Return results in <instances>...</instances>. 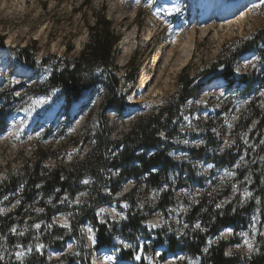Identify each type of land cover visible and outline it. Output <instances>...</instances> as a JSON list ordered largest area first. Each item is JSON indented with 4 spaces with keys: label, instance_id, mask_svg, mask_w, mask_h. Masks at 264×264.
Masks as SVG:
<instances>
[{
    "label": "rangeland",
    "instance_id": "374dc122",
    "mask_svg": "<svg viewBox=\"0 0 264 264\" xmlns=\"http://www.w3.org/2000/svg\"><path fill=\"white\" fill-rule=\"evenodd\" d=\"M163 1L155 0L153 7L148 0L140 2L137 15L131 19L129 13L133 4L129 0H0V41L2 38L4 40V45L0 43V93L5 90L8 95H12L6 101L0 99V124L6 122L5 130L0 133V184L10 181L9 186L12 185L24 167H31L45 154L52 155L43 159V165L47 168L71 166L91 151L94 139L87 143L84 139L95 138L99 134L103 118H107V126L112 130L111 140L116 141L128 134L138 122L156 117L160 108L168 105L174 108L187 81L219 64L230 62L232 65L233 84L228 88L233 94L232 99L222 100L226 91L225 88H220L209 96L206 104L201 102V93L213 83L210 82L199 88L195 97L181 106V120L174 121V124H178L179 135L171 139L160 135L161 146L168 149L167 156L173 165L168 174L169 184L164 183L162 190L175 193L176 205L167 208L166 217L157 208L161 195L159 190L147 191L144 183L136 188V182L128 178L113 196L109 192L110 186L105 185L103 194L107 201L94 214L100 224H108L109 229H116L117 232L113 236L110 257L100 260L97 258L98 254H95L89 264H140L142 259L146 264H199V258H187L184 252L168 253L164 259H155L161 250L166 249L165 244L155 247L153 253L147 255L145 247L158 240L156 232L161 230L176 233V238L179 239L187 229L188 222L185 218L188 210L198 204L203 194L211 196L213 200L222 198L215 204L220 208L224 204L225 196L222 193L225 189L229 192L225 202L236 198L240 207L246 206L254 193L249 188L252 181L250 171L245 174L244 179L239 181L236 178L240 174L237 170L255 163L258 160L256 152L261 148L264 151V131L257 129L258 122L252 118L257 108L264 112V44L260 43L257 48L247 52L239 51L264 29V5L252 9L243 29L235 28L229 32L222 27V18L216 17H221L223 11L231 15L225 17L226 21L229 17H238L240 10L260 4V0H228L231 5L224 1L220 8L219 3L208 0L201 5L206 4L209 10L204 15V22L189 10L180 13L181 16L174 12L167 13L166 19H158L155 11L159 8L154 5H161ZM213 4H217V7L211 8ZM215 9L220 12L216 14ZM100 14L107 17L114 33L120 36L119 52L114 60L115 70L109 72L119 80V95L125 96L127 104L125 110L121 114L112 109L105 112L102 110L108 82L98 84L84 96L81 104H74L69 113L65 110L63 96L58 90L51 97H32L27 86L36 81L45 82L54 66L63 69L80 56L90 40V28L95 26L96 16ZM185 21L187 24L182 26ZM209 25H215V28L204 35L202 28ZM193 29L196 30L195 49L191 60L181 69L178 67L180 51ZM175 30L185 32L173 33ZM130 39L131 43L128 45L125 41ZM24 48L36 49L35 69L17 60L16 52ZM247 55H254L256 62L242 71V59ZM163 64H166L167 69L161 72ZM144 66H148L145 71ZM259 72L261 73L258 74ZM96 74L100 75V70ZM145 77L150 80L147 91L141 92L136 102L131 103L130 97ZM241 78L244 80L240 86L238 81ZM213 81L219 82L221 86L227 82L223 77ZM4 104L6 108L2 109ZM219 107L223 110L219 111ZM207 109L211 110L208 117L204 114ZM54 110L57 112L52 113ZM14 114H26L27 118L23 122L12 124ZM249 119L253 120L252 123L241 128V124ZM10 130L13 132L11 138L7 137ZM206 144L209 150L204 159L191 157L193 149L203 148ZM231 149L239 150L240 154L236 162L229 166L224 153ZM154 152H147V157ZM39 153L43 155L37 157ZM216 163H221V166L215 168ZM181 166L184 167L183 171ZM188 170L193 172L191 179L186 176ZM117 176L115 171L109 170L106 173L107 179ZM188 179L187 184L181 185L183 180ZM89 184V178L83 179L81 183L86 187ZM21 194L22 185L9 191L1 201V213L7 215L13 212L22 200ZM88 194L89 190L86 189L71 201L70 193H66L59 205L61 204V209L68 205L69 208H80L86 202ZM39 197L41 194L38 199ZM132 206H136L138 215L131 211ZM24 208L29 215L22 221L17 233L13 228V235L29 234L36 242L32 249L35 248L36 253L41 255L45 249L39 240L43 236L41 230L46 232L48 227L45 219L47 213L37 205V200L27 201ZM258 210V207L255 208L250 218H246L248 222L251 219L252 234L241 235L239 243L227 248L228 255L235 252L247 257L256 251L255 236L260 229ZM128 214L131 217L140 214L145 217L142 227L150 235L149 238L141 235L133 240L128 235H123L120 224L128 221ZM71 216L70 211H59L51 221L59 228L69 230L72 226ZM76 225L83 237V245L89 250L98 241L97 230L88 221L80 227V220H76ZM196 225L194 229L198 230ZM233 237L231 228L219 234V239L224 241ZM216 238L212 236L207 239L206 251ZM246 240L251 244V250L245 243ZM128 250L136 251L134 258L122 260L121 252ZM30 251V248L26 250L19 245L13 254L17 261H23ZM46 251L47 260L54 264H63L60 258L64 255H79L77 240L74 238L67 240L62 249L50 246ZM138 255L140 259H136ZM0 259L8 261L4 252H0ZM71 264L80 262L73 261Z\"/></svg>",
    "mask_w": 264,
    "mask_h": 264
},
{
    "label": "trees",
    "instance_id": "16d2710c",
    "mask_svg": "<svg viewBox=\"0 0 264 264\" xmlns=\"http://www.w3.org/2000/svg\"><path fill=\"white\" fill-rule=\"evenodd\" d=\"M120 36L114 33L111 22L104 14L96 16L95 26L90 28V40L81 52L80 56L59 69L54 66L48 80L45 82L36 81L26 89L32 97L47 96L51 97L55 91H60L65 102V110L69 113L74 104H78L84 99V96L94 90L101 83L108 82V91L102 104V110H116L117 114H121L127 104L125 96L119 95V80L111 72L114 69L115 55L119 52ZM4 45L3 38L0 41ZM264 44V29L255 36V39L240 49L239 53L247 52L252 48ZM72 50V46L69 48ZM35 48H24L16 52V58L21 64L32 69L37 67L34 56ZM226 73L222 76L227 80L228 85H232L231 63ZM100 70L101 74L97 75L96 71ZM104 82H101L103 81ZM244 80V79H243ZM192 80L186 82V86L178 98L176 106L168 105L158 110L156 117H150L146 120L138 122L131 131L122 138L112 141V130L107 126V118H103L99 134L95 138H85L87 143L94 139L91 151L87 153L82 160L75 161L71 166L60 165L53 169L43 165V159L51 157V154H45L42 159H38L31 167H24L18 173L16 180L9 186L10 181L0 184V252H4L8 261L0 259V264H54L47 260L46 248L52 246L55 249H62L67 240L74 238L77 240L78 256L67 257L62 256L63 264H71L73 261H79L80 264H89L95 254L104 253L113 247V236L117 232L116 229H109L108 224H100L94 212L103 206L107 198L104 197L103 191L105 185H109V192L113 196L120 190L121 184L128 178H132L137 186L143 183L145 190H159L161 195L158 200V210L166 217L167 208L175 206V193L171 190H162V185L169 184L168 174L173 168L171 160L168 158V149L161 146L160 135L167 136L169 139L179 135L178 124H174L175 120H181V106L188 99L195 97L197 90L191 89ZM210 84V83H209ZM106 85V84H105ZM12 98L6 91L0 93V99L6 101ZM6 103V102H5ZM5 104L2 109H5ZM257 120V129L264 131V112L256 109L253 117ZM253 120H248L241 124V128L248 127ZM0 133L5 130L6 122H1ZM258 139L256 140V142ZM75 143V142H74ZM193 149L191 157L204 159L209 148ZM154 150L155 152L147 157V152ZM42 153V152H41ZM238 153V154H237ZM257 153V161L250 163L243 169L237 170L240 173L236 179L239 181L244 179L245 174L250 171L252 181L250 190L253 191L252 197L246 206H239L236 198L228 200V189H225L222 196H225L224 204L220 208L215 206L217 201L222 198L213 200L211 196L203 194L196 206H191L188 210L185 221L188 222L187 229L183 235L177 239L176 233H169L168 230L156 232L158 240L150 242V246L145 247V255L153 253L155 247H162L165 244V251L162 252L161 259L168 254H177L184 252L187 258H199V264H264V151L261 148ZM239 150L231 149L224 153V157L228 158L229 166L236 162ZM43 154H38L40 157ZM261 160V161H260ZM221 166L216 163L215 168ZM184 170V167H180ZM155 169V171H154ZM243 169V170H242ZM115 171L117 178H106L107 171ZM186 176L190 179L193 177L192 171H187ZM89 178L90 184L82 186L83 179ZM182 181L181 185H185L188 181ZM115 182V184H113ZM8 185V186H7ZM22 185V200L19 201L13 212L4 215L1 213V201L7 196L9 191L16 190ZM4 188V189H3ZM86 189L89 190L88 198L80 208H69L65 206L61 209V198L66 193H70V200H74L75 196ZM137 190V189H135ZM41 194V197L38 196ZM37 200V205L43 209L46 216V232L41 230L43 236L39 242L43 243L45 251L43 254L36 253V243L29 234L19 236L13 235V228L16 233L19 231L22 221L29 215L25 211L24 204L27 201ZM68 207V208H67ZM259 208L260 229L255 236L257 249L247 257L233 252L227 254V248L230 245L237 244L241 241V235L252 234L251 219L246 218L254 213L255 208ZM135 211L136 215L139 211L136 206H132L131 211ZM59 211H70L72 217V226L68 229H61L55 225L51 218ZM130 211V212H131ZM127 222H122L121 232L135 240L139 236L149 238L150 235L143 229L142 223L145 217H131L130 214ZM76 220H80V227L84 222L88 221L97 230L98 241L96 244L86 250L83 245V237L78 230ZM195 224H199V229H194ZM79 227V228H80ZM233 229L234 237L228 241L220 240L219 234L223 230ZM216 236L215 241L205 249L207 239ZM21 246L28 250L31 249L23 261H17L14 257V251L17 246ZM204 249L206 253L204 252ZM136 251L128 250L121 252L122 260L133 259ZM87 259V261L85 260ZM140 264H146L141 260Z\"/></svg>",
    "mask_w": 264,
    "mask_h": 264
},
{
    "label": "bare ground",
    "instance_id": "6f19581e",
    "mask_svg": "<svg viewBox=\"0 0 264 264\" xmlns=\"http://www.w3.org/2000/svg\"><path fill=\"white\" fill-rule=\"evenodd\" d=\"M129 1L131 2L130 4H133L131 12L129 13V17L131 19H133L137 15L136 13L138 12V6L140 5V2L142 3L143 0H129ZM154 1L155 0H148V3L151 5V7H153ZM158 1L160 2V0H158ZM178 2H179V0H164L163 3L165 4V7H161L160 4L158 6H155V8H157V7L159 8L158 10L155 11V14H156V16H158V19H160V20L163 19V18L166 19V14L167 13H174V12L175 13L176 12L180 13L182 11H186V9L188 8L186 6L187 2H183V0H182L183 4L181 6L177 7L176 4ZM205 2H208V0H202V4H204ZM222 3H224V1ZM222 3L219 2L218 5H221ZM255 4H256V2H255ZM155 5H157V4L155 3ZM205 6H206V4H205ZM253 6L254 5H252L247 10H245V9L240 10V12L237 13V14H239L238 17H233V18L229 17V19L227 21H226L225 17L226 16H231V15H228L229 13H225V12L223 14H221V17H219V18H222L220 20V22L223 23L222 27L227 28L229 30V32L232 31L235 28L243 29L244 26H245V21L249 17V14L252 12V9L254 8ZM216 7H217V4H213L211 8H216ZM243 10H245V11H243ZM214 12L217 14L220 11H219V9H215ZM204 20H205V18L202 20V22H204ZM185 24H187L186 21L183 22L182 26H184ZM212 28H215V25H209V26L203 27L202 28V32L204 33V35H206V34H208L210 29H212ZM179 31H182L183 33L185 32V30H175V31H173V33H178ZM195 31H196L195 29L192 30V32H191L192 34L190 33L191 36L188 37L187 41L184 43V45L182 46V49L180 51L181 53H180V56H179V59H178V62H179L178 67H180L181 69L183 67H185L188 64V62L191 60V58H192V53H193V51L195 49V44H194L195 34H196ZM125 42L128 45H130L131 39L130 40H126ZM128 50H129V48L127 49V51ZM242 62H243L242 71H244V70H247L250 66L254 65L256 61H255L254 55H247V56L243 57ZM146 69H148V66H144L143 70L145 71ZM166 69H167L166 64H163L161 69H160V71L164 72ZM212 82L213 83L208 85V87L205 88L206 90H204L201 93V96L203 97L200 100L201 102H204V103L206 102L207 103L208 102L207 100L210 99L209 96L213 95L214 93L217 92L218 89L221 88V85L218 84L219 82H217V81H212ZM149 83H150V80L148 79V77H145V79L141 82V84L139 85V87L136 90V92L130 97L129 101L131 103H135L137 96L141 92L144 93V92L147 91ZM142 84H143V86H142ZM55 110L52 113H56L57 111L55 112ZM210 112H211V110H209V109L205 110L204 111L205 116L208 117L210 115ZM26 118H27L26 114H14L12 119H11V121H12V124H18L20 122H23ZM31 118L32 117H30L28 120L30 121ZM12 133L13 132L10 130V132L7 134V137H10L12 135ZM99 211H101V209ZM103 211L106 212V210H103ZM108 257H110V255H108ZM103 259H104V256H102L100 260H103Z\"/></svg>",
    "mask_w": 264,
    "mask_h": 264
},
{
    "label": "water",
    "instance_id": "95a60500",
    "mask_svg": "<svg viewBox=\"0 0 264 264\" xmlns=\"http://www.w3.org/2000/svg\"><path fill=\"white\" fill-rule=\"evenodd\" d=\"M229 67L228 63H223L215 66L212 70L208 71L207 74H202L194 79H192L191 89H198L206 84H209L218 77H222Z\"/></svg>",
    "mask_w": 264,
    "mask_h": 264
},
{
    "label": "snow or ice",
    "instance_id": "6c2138e0",
    "mask_svg": "<svg viewBox=\"0 0 264 264\" xmlns=\"http://www.w3.org/2000/svg\"><path fill=\"white\" fill-rule=\"evenodd\" d=\"M261 5H264V0H260V4H256L253 7L258 8ZM85 183H87V181H85ZM36 227H39V225H36ZM196 227H199V224H197ZM13 231H15V230L13 229ZM244 235H246V234H244ZM245 243L248 245L249 249L251 250V247H252L251 244L247 240L245 241ZM136 259H140L139 255L136 257Z\"/></svg>",
    "mask_w": 264,
    "mask_h": 264
},
{
    "label": "flooded vegetation",
    "instance_id": "af4514ba",
    "mask_svg": "<svg viewBox=\"0 0 264 264\" xmlns=\"http://www.w3.org/2000/svg\"><path fill=\"white\" fill-rule=\"evenodd\" d=\"M207 73H209V72H206V73H204V74H207Z\"/></svg>",
    "mask_w": 264,
    "mask_h": 264
}]
</instances>
